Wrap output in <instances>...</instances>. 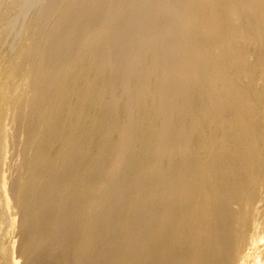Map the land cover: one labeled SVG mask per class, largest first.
I'll return each instance as SVG.
<instances>
[{"label": "bare ground", "instance_id": "1", "mask_svg": "<svg viewBox=\"0 0 264 264\" xmlns=\"http://www.w3.org/2000/svg\"><path fill=\"white\" fill-rule=\"evenodd\" d=\"M41 1L0 0V18L8 24L14 11L22 12L17 22L37 7L25 49V56L33 59L25 146L36 143L41 102L50 104L54 117L47 125L46 142L61 143L56 162L38 153L20 190L12 185L8 193L22 216L20 230L30 234L25 250L37 252L47 243L61 249L75 226V260L67 264H140L145 252L160 249L156 240L150 246L151 233L159 241L174 226L171 247L186 242L191 251L184 261L172 264H235L264 164V136L256 121L264 96V0ZM85 68L91 69L92 78L78 98L96 107L99 116L92 132L59 131L56 117L67 107V96ZM257 81L262 82L261 92L253 89ZM55 84L59 87L53 98ZM117 85L127 103L125 121L117 128L119 140L107 155L106 130L97 141V154L83 163L95 130L106 124L117 104ZM146 100L144 118L151 115L152 121L141 135V119L133 111ZM192 100L205 103L204 118L220 133L212 136L204 160L193 169L186 149ZM227 131L230 147L224 140ZM225 157L229 165L223 164ZM163 161L170 163L168 169L161 168ZM128 176L131 181L121 180ZM211 189L220 195L213 196ZM186 202L194 212L174 220L175 207ZM231 204L239 206L236 214L230 212ZM130 228L132 234H123ZM114 255L120 258L107 260Z\"/></svg>", "mask_w": 264, "mask_h": 264}, {"label": "rangeland", "instance_id": "2", "mask_svg": "<svg viewBox=\"0 0 264 264\" xmlns=\"http://www.w3.org/2000/svg\"><path fill=\"white\" fill-rule=\"evenodd\" d=\"M42 3H46V1L43 0ZM36 8V6L33 7L27 17L21 16L23 18V22L22 18L20 17L17 22H13L14 19H16V17H18L19 14L22 13L19 9L14 11L11 20H9V24L7 23L8 20L3 21L0 18V33L2 32L0 34V264H29L30 262L31 264H67L69 260H75L72 249L75 245L74 238L79 233V228H76L75 226L71 227L69 233L65 235L66 242L63 244L61 249H56V245L53 243H47V245H45L47 246V249L45 248V246H43V248L41 247L42 252L41 250L37 252L25 250V247L28 246V242L29 244L31 243V240L29 238L30 234H24V232L20 230V219H22V216L21 214H19V210L15 208L14 204L12 203L13 200L10 195L12 185L14 189L18 188V191L20 190L24 183V180L26 179V174L28 172V170L26 169L27 167L29 169V166L33 163L38 153H43L48 157L50 156L49 158L51 159V161L56 162L57 155L61 150V143L59 141H55L52 144L46 142L49 130V128L47 129V125L50 123V120L52 121L54 118L50 111V104L46 102H41L42 119L38 121L39 123L36 126V143L33 147L27 148L25 146L27 142L26 134L28 132V129L30 128L28 118H26L29 111L28 102H30V99L32 97L30 87L28 86V81L30 80V77L33 73V59L25 56V49L26 46H28L29 44L28 42H30L32 39V30L37 15ZM12 23L14 24V26ZM21 26L23 27L21 28ZM5 27L8 29H6ZM1 29H5V32ZM15 70L17 71V75L13 76V72ZM90 70L91 69L85 68L84 71L77 77L71 88L72 91L70 90L67 96V107L58 113L56 118L58 124L60 125L59 131L67 132L70 128H77L80 132L86 134L91 131L93 120L99 116L100 112L96 107H94L89 102L83 105L81 104L78 98L80 92L85 88L87 82L92 78ZM242 83L246 84V82ZM99 85L100 84H97V87ZM58 87L59 85L55 84V86H53V88L55 89L52 88V90L50 91L53 98H55L56 96ZM253 89L261 92L262 82L257 81L255 85H253ZM114 90L113 97L117 100V104L115 105L111 113L107 114V118L105 119L106 124L100 125L99 128L95 130V134L93 135V138L89 141L86 148V153L88 157L80 159V161L83 163H86L88 159H91L97 154V141L106 130L108 138L107 155L111 151L110 147L119 140L117 128L120 127L125 121L127 103L121 100L122 91L118 85L114 88ZM193 96L197 98L198 92H195V94L193 93ZM196 101L192 100L190 109L191 117L186 127L187 129L189 128L186 149L189 154L188 159L192 169L194 168V165L196 163L204 160L206 155L204 148L209 145L212 136L220 135V133L216 134L217 132L214 131V127L211 126L204 118L202 110H204L205 108V103L199 104L198 101L197 103ZM148 105L149 100H146L144 102H141L140 105L136 106L138 108L134 107L133 111V116L135 118L137 117L138 120L139 118L141 119L137 126L139 129L138 132H140L141 135L145 132L148 123H151L152 121L151 115L144 118L145 111ZM15 112L16 114H14ZM257 113L258 118L256 119V121L258 130L264 136V96L261 97ZM77 114H80V117L77 118ZM13 115L20 116V120H14V118L16 117H14ZM159 123L160 122L158 121L157 125H159ZM38 137L39 139L37 140ZM230 137L231 135L227 131L224 140L226 142V146L228 147H230L232 142V139ZM144 138L148 139V137L146 136ZM7 140L9 141L7 142V146L9 147H7L5 143ZM23 148L27 149H24L23 151ZM173 151L174 153H177L178 147L175 146L173 148ZM28 152L30 153L28 154ZM29 155L31 156L30 159ZM238 156H240L239 153ZM30 161L31 163H29ZM230 162L231 161L228 157L223 158L224 165H229ZM11 163L14 165H12ZM108 163L109 161L107 158V164ZM149 163V161H144L143 165L147 167L150 165ZM179 163L180 160L175 157L174 164L178 165ZM160 166L163 169H168L170 167V163L167 161H163L160 163ZM131 178L132 176H128L125 177V179L121 178V180L124 182H129L131 181ZM260 179L261 183L257 193V201L248 211L249 222L246 227V239L235 264H256L257 261H261L264 264V164L262 165L260 170ZM231 182V179H227V183ZM193 187H195L194 183ZM194 189H196V187ZM15 190L17 191V189ZM8 193L10 194L8 195ZM210 193L213 196L217 197L218 195H220V192L218 190H212ZM5 197L8 203L10 202V207L6 204ZM8 208L11 209V211ZM238 210V205L231 204L230 212L232 214H236ZM12 211L14 212V215ZM9 212L11 214H9ZM193 212V205L190 202H186L181 204L179 207H175L173 218L174 220H182L185 217L188 218V216H190ZM123 218L124 217H122V219ZM126 220L127 219H124L125 222ZM231 226L235 227V224H231ZM174 229V226H170L169 228H167L161 234V238L159 241L156 237L157 234L155 232L151 233L150 246L153 247V244L156 243V240L157 244H159L160 246V249L158 250V252L153 249H150L145 252L143 254V258L140 261V264H172L174 260L177 262L184 261L186 259V257L191 251V245L186 242H181L182 245H180L179 242L178 246L171 247L169 238L172 236ZM132 233L133 229L131 228L123 230V234L125 235H129ZM254 240L257 241L254 242ZM43 250L45 251L43 252ZM98 253L99 252H93L92 256H97L99 255ZM28 255L30 258L28 257ZM26 256L28 258H26ZM108 257L109 258H107V260L109 261L120 258V256L116 257L115 255ZM28 259L32 260L28 261ZM130 262L132 264H137L136 260H132ZM88 264L91 263L89 262Z\"/></svg>", "mask_w": 264, "mask_h": 264}]
</instances>
